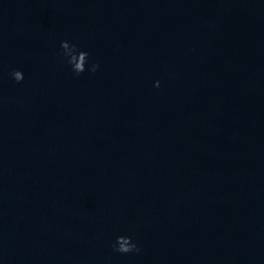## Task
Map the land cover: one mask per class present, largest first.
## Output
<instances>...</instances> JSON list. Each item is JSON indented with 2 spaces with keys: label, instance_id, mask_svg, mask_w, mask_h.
<instances>
[{
  "label": "clouds",
  "instance_id": "9594fccd",
  "mask_svg": "<svg viewBox=\"0 0 264 264\" xmlns=\"http://www.w3.org/2000/svg\"><path fill=\"white\" fill-rule=\"evenodd\" d=\"M61 48L63 49L62 55L68 57V63L72 65L74 73L76 75L83 73L85 71V65L88 62L89 53L87 51H77V45H70L68 41H62ZM98 67L99 65L94 63L92 64L90 71L94 73ZM11 75L16 82H20L24 79L23 72L20 70H13ZM155 86L159 87V81L155 83ZM113 248L120 253L140 251L137 244L133 242L132 238L129 236H118Z\"/></svg>",
  "mask_w": 264,
  "mask_h": 264
}]
</instances>
